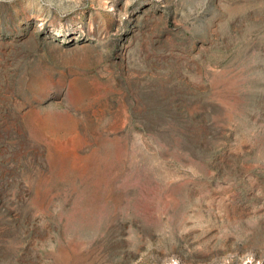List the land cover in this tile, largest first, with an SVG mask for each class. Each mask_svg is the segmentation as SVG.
Returning <instances> with one entry per match:
<instances>
[{
    "label": "rangeland",
    "instance_id": "1",
    "mask_svg": "<svg viewBox=\"0 0 264 264\" xmlns=\"http://www.w3.org/2000/svg\"><path fill=\"white\" fill-rule=\"evenodd\" d=\"M0 264H264V0H0Z\"/></svg>",
    "mask_w": 264,
    "mask_h": 264
}]
</instances>
